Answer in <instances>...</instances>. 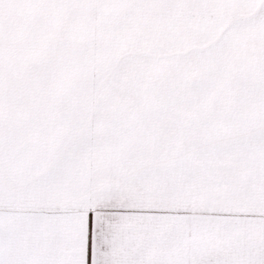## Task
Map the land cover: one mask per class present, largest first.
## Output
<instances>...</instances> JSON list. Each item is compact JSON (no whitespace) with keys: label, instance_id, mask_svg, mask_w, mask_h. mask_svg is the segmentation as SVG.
I'll return each instance as SVG.
<instances>
[{"label":"snow or ice","instance_id":"obj_1","mask_svg":"<svg viewBox=\"0 0 264 264\" xmlns=\"http://www.w3.org/2000/svg\"><path fill=\"white\" fill-rule=\"evenodd\" d=\"M0 264H264V0H0Z\"/></svg>","mask_w":264,"mask_h":264}]
</instances>
